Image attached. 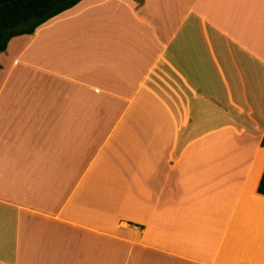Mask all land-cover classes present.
I'll return each instance as SVG.
<instances>
[{"label":"crops","instance_id":"0c3cea01","mask_svg":"<svg viewBox=\"0 0 264 264\" xmlns=\"http://www.w3.org/2000/svg\"><path fill=\"white\" fill-rule=\"evenodd\" d=\"M5 53L0 264H264V0H82Z\"/></svg>","mask_w":264,"mask_h":264},{"label":"trees","instance_id":"16d2710c","mask_svg":"<svg viewBox=\"0 0 264 264\" xmlns=\"http://www.w3.org/2000/svg\"><path fill=\"white\" fill-rule=\"evenodd\" d=\"M82 0H0V54L20 36L33 35L44 24L76 7ZM264 147V137L262 140ZM264 196V173L258 187Z\"/></svg>","mask_w":264,"mask_h":264},{"label":"rangeland","instance_id":"374dc122","mask_svg":"<svg viewBox=\"0 0 264 264\" xmlns=\"http://www.w3.org/2000/svg\"><path fill=\"white\" fill-rule=\"evenodd\" d=\"M7 53H5L4 55H6ZM239 142H241V145H243L242 143L244 142V140H242V139H239L238 140ZM235 143V142H234ZM241 145H239V146H241ZM263 147V146H262ZM264 148V147H263ZM264 153H261V156H260V159L261 160H264L263 159V157H262V155H263ZM233 155L234 156H240L241 154H239V155H236L235 153H233ZM247 185V184H246ZM252 185V184H251ZM251 185H249L248 186V190H249V192H252V188H251ZM241 186V184L240 183H238L237 185H235V187H237V189H238V187H240ZM232 193V192H231ZM248 193V192H247Z\"/></svg>","mask_w":264,"mask_h":264},{"label":"bare ground","instance_id":"6f19581e","mask_svg":"<svg viewBox=\"0 0 264 264\" xmlns=\"http://www.w3.org/2000/svg\"><path fill=\"white\" fill-rule=\"evenodd\" d=\"M236 140H237V139H236ZM235 143H236L237 145H241V142H239L238 140L235 141Z\"/></svg>","mask_w":264,"mask_h":264}]
</instances>
